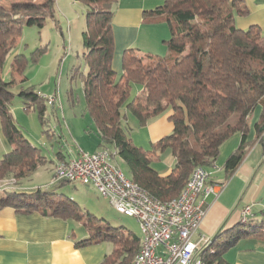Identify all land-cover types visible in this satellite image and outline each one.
<instances>
[{
  "label": "trees",
  "instance_id": "trees-1",
  "mask_svg": "<svg viewBox=\"0 0 264 264\" xmlns=\"http://www.w3.org/2000/svg\"><path fill=\"white\" fill-rule=\"evenodd\" d=\"M86 8L83 45L88 71L82 77L85 108L91 117L100 143L113 147L128 172L129 179L159 202L178 197L199 167L214 169L220 147L235 135L241 142L224 163L231 177L261 136L264 126V32L252 26L240 30L235 16L249 13L242 0H163L158 8L146 12V19L160 20L170 30L166 42L168 56L124 51L120 78L112 69L114 40L112 19L116 0H74ZM56 0H0V128L13 149L0 158V182L29 178L46 158L37 154L18 129L11 114L13 88L27 81L25 57L14 55L4 77L7 59L12 56L24 27H42L55 18ZM140 91L128 102L133 85ZM24 110L36 111L45 123L48 100L34 86L17 92ZM262 108L255 124L256 135L247 141L251 116ZM139 126L173 109L172 133L152 144L150 150L136 147L122 126V109ZM169 149L175 163L167 176H160L151 164L158 154ZM60 154V153H58ZM64 160V159H61ZM211 177V176H210ZM209 177V178H210ZM62 182L61 184H63ZM209 183V181L207 182ZM11 207L22 214L38 213L81 223L88 237L79 247L112 243L113 251L100 264H132L140 250L141 239L121 229L97 226V219L73 201L38 188L18 192L0 186V208ZM264 242V209L246 223L221 228L213 242L199 252L203 264H229L223 256L240 240Z\"/></svg>",
  "mask_w": 264,
  "mask_h": 264
},
{
  "label": "crops",
  "instance_id": "crops-1",
  "mask_svg": "<svg viewBox=\"0 0 264 264\" xmlns=\"http://www.w3.org/2000/svg\"><path fill=\"white\" fill-rule=\"evenodd\" d=\"M242 1L247 6L249 13L243 17L235 16V27L247 30L256 26L264 32V0ZM162 4L163 0H116L112 19L113 57L116 72H122L120 63L124 51L128 49H135L139 54L168 55L166 46V42L170 39L168 26L163 21L144 17L146 12L152 11ZM13 57L11 58L13 59ZM12 59L8 61V66L4 71L5 78L8 76ZM45 96L47 95L42 97L46 98ZM17 111L19 110L17 109ZM261 114L262 108L257 106L251 116L247 141L255 139V124L259 121ZM155 125L154 123L148 126L146 130L150 131V128ZM240 142V135H235L226 141L222 145L223 148L226 147V151L221 153L223 164L219 167L215 163L214 169L210 171L211 177L208 184L220 186V192L207 197L200 195L197 199V204L205 213L197 233L208 237L210 242L221 228L226 229L240 222L241 211L245 206H251L253 215L264 209V126L259 139L249 149L234 174L228 178L223 168L224 163L230 154L238 148ZM12 149L13 146L0 128V158ZM99 151L100 148L97 152ZM69 159H65L61 153L56 154L54 158L53 156L49 157L53 167L58 161ZM158 160L159 158L156 161ZM154 163L151 166L155 170ZM61 183L58 184L61 185ZM35 190L37 188H28L27 186H19L17 189L18 192L27 193ZM73 223L79 224L84 229L81 223L75 221L45 217L38 213L22 214L11 207L0 208V264H100L105 256L113 251L112 243L78 248L76 244L85 240L88 233L84 229V235L80 234V238L77 239L72 227ZM109 244L112 245L111 252ZM223 258L229 264H264V242L255 239L240 240L224 254ZM116 264L126 263L117 262Z\"/></svg>",
  "mask_w": 264,
  "mask_h": 264
},
{
  "label": "rangeland",
  "instance_id": "rangeland-1",
  "mask_svg": "<svg viewBox=\"0 0 264 264\" xmlns=\"http://www.w3.org/2000/svg\"><path fill=\"white\" fill-rule=\"evenodd\" d=\"M85 12L84 5L74 0H56L54 19H47L42 27L23 28L22 36L12 56L21 54L25 57L27 65L24 75L27 81L12 90L15 96L11 99V114L23 136L38 149L37 154L46 158V162L39 166L31 177L20 180L17 185L13 179H6L1 184L4 185L9 180H13L15 190L19 186H27L40 188L46 192L51 191L56 196L73 201L83 211L94 216L98 220L97 226L121 229L126 234H134L140 238L141 230L138 222L134 218L118 213L110 206L108 200L100 197L93 188L84 186L82 183L51 185L54 167L49 161L50 156L54 158L56 154L61 153L65 159H69L76 157L79 151L95 153L99 148L100 139L97 129L85 108L82 77L78 75L73 78V74L78 71L82 75L88 71L84 60L87 50L82 41ZM12 56L7 59L6 67ZM115 67L113 57L112 69L119 79L121 72H116ZM120 69H122V62ZM5 79L9 80V76ZM31 86H34L37 92L56 99L54 106L47 108L44 124L40 123L36 111L26 112L23 109V101L17 96L19 90ZM140 91H142L140 85H133L128 102L133 100ZM173 112L172 108H168L141 127L136 118L123 108L122 126L133 144L147 150L151 143L172 133V122L169 116ZM154 123L156 125L152 126L150 131L146 130ZM221 147L216 161L219 167L223 164L221 153L226 151V147ZM107 150L113 155V162L128 178L129 172L119 158L115 157L113 147ZM158 158L153 167L159 175L166 176L175 163L171 150L166 149L159 153ZM72 227L77 239L80 238V234L84 235L85 231L79 224L73 223ZM109 247L111 252L112 245L109 244Z\"/></svg>",
  "mask_w": 264,
  "mask_h": 264
},
{
  "label": "built area",
  "instance_id": "built-area-1",
  "mask_svg": "<svg viewBox=\"0 0 264 264\" xmlns=\"http://www.w3.org/2000/svg\"><path fill=\"white\" fill-rule=\"evenodd\" d=\"M45 97L54 106L56 99ZM113 161L107 149H101V154L79 151L76 157L71 158L70 167H63L60 161L56 163L51 185L82 181V185L99 190V196L108 199L118 213L134 218L146 240V251L136 264H196L198 251L209 240L197 233L205 215L197 199L200 195H217L221 190L220 186L207 183L210 172L199 167L200 177L193 188L195 196L186 204L164 209L136 197L127 176ZM252 216L251 206H245L240 218Z\"/></svg>",
  "mask_w": 264,
  "mask_h": 264
},
{
  "label": "bare ground",
  "instance_id": "bare-ground-1",
  "mask_svg": "<svg viewBox=\"0 0 264 264\" xmlns=\"http://www.w3.org/2000/svg\"><path fill=\"white\" fill-rule=\"evenodd\" d=\"M49 105H51V101L47 102ZM107 153H109V157L112 159V154L107 150ZM96 154H101V150L99 152H97ZM61 165L63 167H70L71 166V159L69 160H65V161H61L60 162ZM200 177V168H197L193 171L190 180L187 184V186L185 187V189L182 191V193L174 198L173 200L169 201V202H159L158 200H155L154 198H152L146 191H144L143 189H141L137 184L133 183L129 178H127V182L132 184V190L135 191V196L139 197V198H143V201H148L149 203H151L152 206L154 207H163L164 209H173L176 206H180L182 204H186L188 203L189 199L191 197L195 196V185L197 182V179ZM5 182L4 180L0 182V186L7 189L8 186H11V189L13 188V180H9V182H7V184H1ZM71 183H82V181H71ZM96 192L99 195V190H96ZM108 200V199H107ZM250 217H244V218H240V223H246V221L249 220ZM252 218V217H251ZM209 240H206L205 242V247H207L209 245ZM203 247V248H205ZM202 248V249H203ZM146 251V240H144L143 236H141V242H140V250L139 253L137 254V256L135 257L134 261L132 264H136V262L138 261V259L141 257V255L143 254V252ZM200 251H198L199 254ZM197 254L196 257V264H203L201 262V260L199 259V256Z\"/></svg>",
  "mask_w": 264,
  "mask_h": 264
},
{
  "label": "water",
  "instance_id": "water-1",
  "mask_svg": "<svg viewBox=\"0 0 264 264\" xmlns=\"http://www.w3.org/2000/svg\"><path fill=\"white\" fill-rule=\"evenodd\" d=\"M216 236V235H215ZM215 236L214 237H212V239H211V242H213L214 241V239H215Z\"/></svg>",
  "mask_w": 264,
  "mask_h": 264
}]
</instances>
